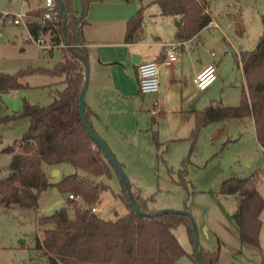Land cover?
<instances>
[{"label":"rangeland","instance_id":"374dc122","mask_svg":"<svg viewBox=\"0 0 264 264\" xmlns=\"http://www.w3.org/2000/svg\"><path fill=\"white\" fill-rule=\"evenodd\" d=\"M40 3V0H0V21L4 14L25 13ZM206 7L216 26L204 28L198 44H190L194 58L208 64L217 63L218 79L207 92L215 100L213 104L237 106L243 83L238 62L242 54L258 46L264 31L261 19L264 0H208ZM26 37L27 32L21 26H0V73L26 72L18 79L22 88L0 95V178L7 176L10 162V156L1 149L33 131L37 121L56 126L61 134L72 123L71 116L62 117V105L55 103L57 92L65 87L63 78L32 72L53 69L61 60L60 50H41ZM176 79L169 87L171 98L165 118L152 119L148 105L138 113L136 128L124 135H112L108 148L128 176L132 192L138 189L142 198L150 199V212L185 209L192 214L199 248L217 252L216 264H264V210L260 214L258 245L242 244L232 219L238 198L219 194L223 180L254 176L255 189L264 199V154L256 142L253 124L247 118L215 122L191 140L194 116L171 114L170 110L180 108L181 96H191L192 101L201 97L191 95L193 90L188 79L179 75ZM58 170L64 177L76 172L70 164H62ZM180 170L184 171L186 187L180 181ZM47 176L50 182L56 180L52 171ZM102 181L108 189L95 205L96 215L102 219L123 216L126 210L118 197L124 186L118 174L113 170ZM62 197L51 185L39 201L45 208L52 206L44 214L55 212ZM37 217L34 211L0 208V264H48L35 245V237L40 232ZM173 233L186 254L193 255L195 250L187 228L179 225ZM175 264H194V261L183 256Z\"/></svg>","mask_w":264,"mask_h":264},{"label":"trees","instance_id":"16d2710c","mask_svg":"<svg viewBox=\"0 0 264 264\" xmlns=\"http://www.w3.org/2000/svg\"><path fill=\"white\" fill-rule=\"evenodd\" d=\"M82 2L83 13L78 16L72 10L71 0H63L68 12L65 39L72 51L62 46L59 49L61 60L53 69L32 70L63 78L65 87L57 92L55 103L62 105L64 119L69 117L72 110L77 111L78 95L83 85L84 67L78 57L87 54V49L81 46L84 45L81 29V42L77 33L80 24L85 23L88 1ZM206 3V0H155L160 16L179 17L175 33L179 42L195 38L210 24L212 18ZM142 10L140 8L127 23L125 40L128 43L136 40L142 27ZM41 13L42 9H39L29 15L34 19ZM261 19L264 26V14ZM61 24L62 17L56 28L51 24L42 28L37 21H31L28 23V30L35 36L43 29L51 44L58 47L62 42ZM238 63L244 79L239 104H210L203 110L195 111L190 139L195 140L201 129L209 124L247 118L252 121L256 142L264 154V31L257 48L242 54ZM25 73H0V95L22 88L18 79ZM85 113L89 121L90 113L86 108ZM32 134L33 140L20 139L1 149V152L10 156V162L7 176L0 179V208L17 207L20 210L36 212L42 192L51 186L43 167L60 164H70L76 172L63 177L54 186L61 194H74L83 200L82 204L76 203L72 209L62 206L53 214L36 219V226L43 233L42 241L35 237L36 249L47 258L48 264H175L183 256H188L193 261L194 254H186L173 233L177 226L184 225L193 244L191 224L184 216H139L134 211L125 189L118 197L126 210L123 216L102 219L95 211L92 212L91 209L100 202L101 194L108 189L103 181L96 182L95 178H108L116 170L94 143L79 115L64 134L56 126L42 120L36 122ZM154 137L158 144L155 134ZM179 177L186 187L183 170L179 171ZM219 194L225 197L237 196V209L232 219L238 229L240 242L257 246L264 199L255 189L254 176L223 180ZM134 196L139 208L150 212V199H144L135 193ZM70 210L73 211V219L70 218ZM200 250L203 264L217 263V252Z\"/></svg>","mask_w":264,"mask_h":264},{"label":"crops","instance_id":"0c3cea01","mask_svg":"<svg viewBox=\"0 0 264 264\" xmlns=\"http://www.w3.org/2000/svg\"><path fill=\"white\" fill-rule=\"evenodd\" d=\"M26 1L28 2V0ZM40 1L39 6L31 8L25 13L30 14L32 11L42 9L43 0ZM87 1L85 23L81 26V38L87 49L86 55L89 65V82L85 92V108L90 113L89 121L94 132L107 147L110 148L112 135L117 133L124 135L134 130L137 125L138 113L148 105L152 108L154 101L157 100L158 102V117H164L165 111L169 109L167 106L171 98L169 95V87L175 84L178 75L184 80L188 79V83L193 90V94L191 95H199L201 99L192 101L190 99L191 96H181L180 108H171V114L190 113L194 116V112L200 111V107H207L208 101H210L209 105L213 104L215 100L211 99V95L207 93L210 86L204 91H199L193 83L195 74L209 65L206 61L194 58V51L191 47L192 45H190L193 42L198 44L199 34L201 32L195 38L185 41L184 45L178 46L176 54L180 60L179 62L169 66L159 65V91L156 95H149L151 96L149 99L146 98L147 95H141L139 93L136 74L137 66L143 62L160 60L165 45L181 43L175 38L179 17L160 16V10L157 4L155 5V0H141L140 2L136 0ZM71 6L72 10L78 16L82 15V0H71ZM140 8L143 9L142 27L138 31L136 40L128 43L125 40L127 23L135 16ZM214 24L212 19L207 27H213ZM25 30L27 33L29 32L28 29ZM55 48L60 49L61 47L40 49L51 52ZM214 56V54H211V57ZM211 64L216 68L218 79L217 63L213 61ZM243 85L244 79L242 87ZM219 103L222 104V102H218L217 104ZM69 116L72 117L71 124L78 119L76 110H72ZM249 121L252 123L250 119ZM68 128H66L65 132ZM30 133L32 134V131ZM61 165L54 167L44 166L43 169L46 176L47 172L58 170ZM58 171L59 175H52L56 179L52 182H50L47 176L49 184L54 185L64 177L61 176L60 170ZM103 179L105 178H95V181L99 182ZM46 191L42 192L40 198ZM134 193L139 194V190L136 189ZM61 195L63 197L61 198V205L58 209L62 206H67L72 209L73 207L71 206L72 204L74 206V203L68 201L67 194ZM51 208L52 206L45 208L40 204L39 209L36 211L37 216H49L44 213ZM69 214L70 218L73 219L74 214L72 210L69 211ZM37 237L42 241L43 233L38 232Z\"/></svg>","mask_w":264,"mask_h":264},{"label":"built area","instance_id":"2783aa9c","mask_svg":"<svg viewBox=\"0 0 264 264\" xmlns=\"http://www.w3.org/2000/svg\"><path fill=\"white\" fill-rule=\"evenodd\" d=\"M208 1V0H206ZM31 21H37L41 27H45L47 24H51L53 27H58L61 23V13L57 6L55 0H43L42 13L38 18H32L27 13H17L15 15L4 14L0 21V26L3 25H13L21 26L28 29V23ZM214 26H216L214 24ZM28 31V30H27ZM27 41L33 43L36 47L41 49H46L53 46L50 42L48 35L43 29H40L35 36L30 32L27 33ZM184 42L165 45L163 47V52L160 60L143 62L137 66V81L138 89L141 95H156L159 91V65H171L173 63L179 62V58L176 54L179 45H184ZM63 46V43L59 45ZM213 55V54H212ZM217 79L216 68L213 64H209L195 74L193 83L195 88L199 91L206 90L211 86ZM158 102L154 101L152 108L150 109V114L153 118H157L159 111L157 109ZM67 199L69 202L83 203V200L74 194H68ZM92 212L95 211L93 207ZM89 264V263H83Z\"/></svg>","mask_w":264,"mask_h":264},{"label":"water","instance_id":"95a60500","mask_svg":"<svg viewBox=\"0 0 264 264\" xmlns=\"http://www.w3.org/2000/svg\"><path fill=\"white\" fill-rule=\"evenodd\" d=\"M57 3V6L60 10L61 17H62V43L63 47H65L68 51H72V48L67 44L66 39H65V27H66V21H67V10L63 5V0H55ZM82 23L80 24V28L78 30L77 36L79 41L81 42L80 39V29H81ZM81 46L84 47L83 44ZM80 62L82 63L84 67V73H83V85L81 88V91L79 92L78 95V103L76 105L77 113L79 117L81 118L88 134L94 141V143L98 146L99 150L103 153L104 157L106 160L112 165V167L116 170L121 182L123 183L124 189L129 197V200L132 204V207L134 211L139 215V216H144V217H149V218H156L163 216L165 214H173V215H181L186 217L190 224H191V229L193 232V247L195 250L194 253V264H203L202 260V253L199 248V242H198V231L195 225L194 218L192 214L188 210H173V209H163L157 212H144L139 208L137 205L136 198L132 192V185L130 183V180L128 176L126 175L124 169L122 168L121 164L115 159L113 154L110 152L109 148L106 146V144L98 137V135L94 132L91 124L89 123L86 113H85V92L88 87V82H89V65L87 61V55L79 56L78 57ZM34 135L29 133L23 136L22 141H27V140H33ZM52 175H59L58 170H53Z\"/></svg>","mask_w":264,"mask_h":264}]
</instances>
